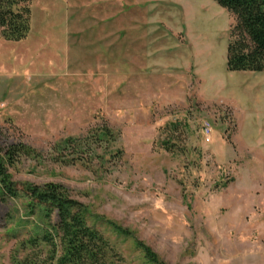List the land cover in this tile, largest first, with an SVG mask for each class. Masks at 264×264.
Wrapping results in <instances>:
<instances>
[{
  "label": "rangeland",
  "instance_id": "obj_1",
  "mask_svg": "<svg viewBox=\"0 0 264 264\" xmlns=\"http://www.w3.org/2000/svg\"><path fill=\"white\" fill-rule=\"evenodd\" d=\"M233 24L213 0H31L27 37L0 39V149L38 153L15 186H62L126 264L137 243L162 264H264V72L227 71ZM44 228L0 201V264Z\"/></svg>",
  "mask_w": 264,
  "mask_h": 264
},
{
  "label": "trees",
  "instance_id": "obj_2",
  "mask_svg": "<svg viewBox=\"0 0 264 264\" xmlns=\"http://www.w3.org/2000/svg\"><path fill=\"white\" fill-rule=\"evenodd\" d=\"M234 18L226 49L229 72H264V0H213ZM31 0H0V39L24 40L31 29ZM112 133L101 131L99 141L110 140ZM169 149V148H168ZM21 158H38L34 148L11 144L0 149V201L20 195L32 212L38 210L45 220L44 233L18 244L22 259L13 256V264H126L124 257L95 226L88 223L89 214L82 203L72 199L56 184L41 187L27 185L19 190L9 168ZM55 216L56 220L52 218ZM142 253L140 264H162L144 244L137 243Z\"/></svg>",
  "mask_w": 264,
  "mask_h": 264
},
{
  "label": "built area",
  "instance_id": "obj_3",
  "mask_svg": "<svg viewBox=\"0 0 264 264\" xmlns=\"http://www.w3.org/2000/svg\"><path fill=\"white\" fill-rule=\"evenodd\" d=\"M203 130H204V132H205V135L208 136L209 129L205 126V127H203Z\"/></svg>",
  "mask_w": 264,
  "mask_h": 264
}]
</instances>
